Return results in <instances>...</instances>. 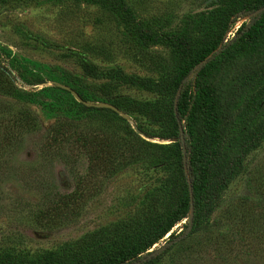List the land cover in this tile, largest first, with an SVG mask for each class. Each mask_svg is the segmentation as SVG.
Wrapping results in <instances>:
<instances>
[{"label": "rangeland", "instance_id": "374dc122", "mask_svg": "<svg viewBox=\"0 0 264 264\" xmlns=\"http://www.w3.org/2000/svg\"><path fill=\"white\" fill-rule=\"evenodd\" d=\"M123 1L129 15L114 0H0V262L74 261L82 235L125 221L148 195L167 189L178 175L175 126L182 143L180 123L167 119L176 91L154 93L107 71L156 80L167 69L173 77L176 46L140 37L137 26L148 36L180 35L193 52L224 28L239 2L250 0ZM241 20L247 16L224 28L221 42ZM81 60L94 71H84ZM205 81L219 142L201 227L188 231L187 212L170 227L171 239L165 233L147 251H163L157 264H264V38L211 57ZM55 84L83 100L110 103L127 119L84 106ZM143 103L165 118L139 111ZM191 113L200 133L195 105ZM95 142L106 144L104 154ZM185 158L183 149L186 182ZM65 196L69 203L60 208L74 209L72 216L41 213Z\"/></svg>", "mask_w": 264, "mask_h": 264}, {"label": "trees", "instance_id": "16d2710c", "mask_svg": "<svg viewBox=\"0 0 264 264\" xmlns=\"http://www.w3.org/2000/svg\"><path fill=\"white\" fill-rule=\"evenodd\" d=\"M113 6L118 7L126 15H129L123 0H114ZM244 16H247V20L239 22L227 43L221 42L224 28H229L234 20ZM223 24L224 28L222 27L218 32L215 31V34L208 35V38L203 40L201 45L193 52L188 51L187 39L180 35L160 34L158 36H148L145 35L141 26H137V33L140 37L145 36L150 40L159 37L176 46L177 68L172 69L174 71L173 77H170V70L167 69H164V71L169 73L156 80L136 74L124 73L120 69L107 71L109 75L116 76L121 82L139 86L154 93L170 94L172 97L174 91H176L173 97V110L169 112L167 119H171L174 126L175 122L180 123L178 126L182 137L181 144L178 142L176 126L172 132L177 148L178 165L175 167V172L178 175H173L171 180L166 183L167 189L158 191L157 194L148 195L144 201L145 205L140 206V209L135 211L134 215L128 217L125 221L117 220L109 225L108 228L103 229L102 233L98 230L82 235L77 245L80 250L79 255L74 261L65 262L64 264H157L163 251H159L152 256L147 249L165 233V238L171 239L174 232L169 229L180 216L189 212L188 231H195L201 227L197 225V221L208 203L211 186L214 187L210 176L219 142L216 129L217 118L214 115V95L205 81V75L209 68L211 57L223 52L229 55L245 43H254L264 38V0L239 2L235 9L225 18ZM219 46L221 48L216 54H213V51ZM81 65L86 72L94 71L89 62L81 60ZM193 68H196V70L192 77L183 78ZM171 78H175L173 83L170 81ZM78 96L80 97L79 94ZM261 101L257 102L256 107H259ZM193 105L196 106L198 116L201 117L202 128L200 133L192 124L193 115L191 112ZM156 108L153 104L143 103L140 104L138 110L144 112L148 117L157 115L159 117L156 119L163 120L165 116L158 113L155 110ZM103 109L110 110L108 108ZM59 127L62 128V124L56 125L55 131H58ZM84 137V134H82V142ZM136 139L144 142L140 138L136 137ZM95 145L98 146L99 155L106 152L105 143L100 142L98 144V142H95ZM181 145L186 155L185 176L188 179L187 183L181 175V166L179 165ZM85 149L89 155L93 152L91 146L87 145ZM113 151L114 149L111 150V152ZM97 152L94 154L95 157ZM66 197L63 202L60 200L58 205L42 208L44 211L41 213L43 215L46 214V218L49 219L53 215L55 217L63 215L62 217L65 219L69 218L72 214L69 215L68 213H72L71 211H74V209L69 208L70 211L66 210L65 212L64 209L60 208L68 205L69 202ZM242 198L245 197L243 196ZM158 203L161 204L160 209L156 206ZM182 226H185V224ZM96 236H98L99 241L93 243L92 237ZM136 260L138 261L136 262ZM0 264L12 263L3 261ZM23 264L63 263L26 262Z\"/></svg>", "mask_w": 264, "mask_h": 264}, {"label": "water", "instance_id": "95a60500", "mask_svg": "<svg viewBox=\"0 0 264 264\" xmlns=\"http://www.w3.org/2000/svg\"><path fill=\"white\" fill-rule=\"evenodd\" d=\"M57 87L64 89L66 91H68V93L71 95V97L78 103L84 105V106H92V107H102V108H108L110 110H112L113 112H115L116 114H118L120 117L127 119L126 114H124L122 111H120L119 109H117L115 106H113L110 103L107 102H91V101H87V100H83L82 98H80L78 96V94L76 92H74L72 89H70L69 87L62 85V84H55ZM174 100V98H173ZM180 132V129H179ZM182 140V137L180 138ZM181 151H183L182 147H181ZM188 182V179L186 178V183ZM189 213V212H188Z\"/></svg>", "mask_w": 264, "mask_h": 264}]
</instances>
